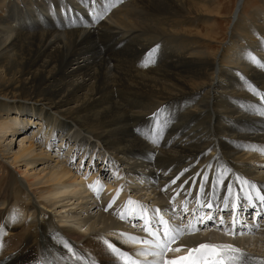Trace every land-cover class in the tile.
<instances>
[{"label":"bare ground","instance_id":"6f19581e","mask_svg":"<svg viewBox=\"0 0 264 264\" xmlns=\"http://www.w3.org/2000/svg\"><path fill=\"white\" fill-rule=\"evenodd\" d=\"M31 1L37 5L33 9L29 5ZM245 1L238 0L231 14L227 34L233 46L227 48L229 42H223L219 49L222 53L215 54L209 43L216 42L213 39L217 38L216 30L221 29L212 15L214 11L219 13L217 8H222L223 4L215 7L218 0H54L55 4L58 2L54 13L48 9L46 0H11L13 10L8 0H0V144L9 134L17 130L18 135L29 130L31 122H36L43 126L45 144L55 139L60 144L71 145L74 152L95 157L94 164L100 161L103 167L100 175L88 182H76L75 173L65 166L48 167L45 179L40 180L42 184L33 190L36 198L28 202L22 198L24 187L28 185L30 189V181L36 175L26 177L24 182L19 175L28 176L27 170L19 171V175L9 170L8 180L0 183V189L4 184L14 190L7 195L0 190V199L7 201L6 209L0 211V225L12 236L3 244L6 257L0 258V264H93V261L117 264L104 239L134 259L148 260L147 255H139L144 245L140 239L149 237L148 232L142 231L144 219L134 223L137 226L134 228L130 224L129 227L116 224L104 213L99 215L97 224L92 216L93 209L99 211L105 204H111L109 213L118 210V201L112 203L115 198L108 200L111 203L101 197L97 200L98 191L94 190L103 186L100 176H105L109 167L145 179L151 190L149 194H155V199L162 197L158 190L170 184L181 191L186 202L170 209L163 204L158 208L160 215L172 224L178 223V218L180 222L186 218V225L191 222L199 228L200 223L194 218L202 213L208 216L206 205L209 203L224 208L223 216L227 215V219L235 213L243 214V208L247 209L251 200H257L261 210L256 194L258 191L264 195V169H261L264 151L259 150L264 149V115L246 111L241 105L264 104L245 84L247 81L258 92H264V68L246 56L250 51L264 62V39L258 40V33L264 34V20L261 23L256 19L258 12L252 20L244 18ZM203 16L207 18L204 21L207 25L201 27L199 21ZM73 18L77 22L82 20L83 26H73ZM193 29L198 33L193 34ZM119 32L132 34V43L114 35ZM111 36H116L113 45L122 50L110 55L102 45L106 43L104 38ZM163 37L166 50L163 52L161 43L157 48L158 43L155 53L149 58L146 56L149 65L155 66L137 68L133 59ZM16 98L20 99L16 103L31 100L40 105L31 108L14 104L11 100ZM129 104L139 108H129ZM150 113L147 125L135 124L136 118ZM26 138L23 137L20 149L10 157L13 166L21 167L22 162L31 165L35 162L33 159L47 156L44 150L37 155L35 141L30 139L26 143ZM8 144L11 146V142ZM245 180L255 187L243 183ZM106 189L111 193L115 190L111 186ZM248 194L251 200L246 198ZM232 202L238 205L231 213ZM185 205L189 210L186 213ZM156 207L149 206L147 214L150 226L162 232L163 225L152 218ZM134 208L139 207L129 209ZM168 209L177 214L176 221L168 215ZM189 212L190 216H185ZM13 215L18 217L16 222L11 221ZM261 215L264 217V212ZM39 216L44 219L40 220ZM136 216L140 217L129 214L126 219L131 221ZM54 217H59V224ZM110 219L111 228L106 224ZM249 220L248 227H241L239 231L255 234L256 241L242 240L233 234L232 238L225 239L221 234L224 226L207 219L204 222L211 221L213 225L199 231L212 228L221 233L203 237L202 233L197 235L199 231H186L172 244L173 248L182 250L169 252L167 256L169 259L184 256L188 249L200 244L213 241L227 244L223 241L230 240L235 247L252 246L239 247L251 258L249 264H264V219L255 220L258 227L254 232L248 231L253 227L252 218ZM22 226L27 230L18 238L25 241L18 246L13 236ZM29 228L34 229V238L27 235ZM118 228L124 229L123 232ZM122 233L139 240L130 242ZM80 241L86 243L84 249L79 247ZM65 242L71 251L64 247ZM94 245H102L106 250H96Z\"/></svg>","mask_w":264,"mask_h":264},{"label":"rangeland","instance_id":"374dc122","mask_svg":"<svg viewBox=\"0 0 264 264\" xmlns=\"http://www.w3.org/2000/svg\"><path fill=\"white\" fill-rule=\"evenodd\" d=\"M8 1H9V5H10V8H11V4H12L11 0H8ZM46 2H47L48 9H50L51 12L54 13L58 2L56 4H55L54 0H46ZM236 2H238V0H220V2L218 0V3L217 4L215 3V7H218L217 6L218 4H219V6H220V4H223L221 10H219V8H217L219 13L214 11L213 14H212L213 15V20L215 21V23H217L218 25H221V29L219 28L218 30H216L217 33H215V37H217V38H213V39L216 40V42L213 41L212 43H209L210 47H212V49L215 50L214 51L215 54L216 53H222V51L219 50V49L222 48V46L224 44L223 42H225V43L229 42L228 40H229L230 36L227 34L228 33L227 31H230V28H231L230 18L232 16L231 14H233V12L236 9V5H237ZM29 5L33 9V7L35 8L34 5H36V4L33 1H31L29 3ZM80 5L84 6V3H80ZM19 7L23 8V5L20 4ZM11 9L13 10V8H11ZM40 9L43 10V7H40ZM113 11H114V9L111 10L109 12V14H111ZM37 12L39 14H41L39 10H37ZM257 12H258V14H257L258 16H256V19L260 20V22L262 23V20H264V18H263L264 17V0H246L244 5H243V7H242V16L244 18L247 17L249 20H252L253 15L255 13H257ZM107 16H109V15H107ZM205 19H207L206 16L205 17L204 16L201 17V20L199 21V26L203 27V26L207 25V24H204L205 23L204 21H206ZM71 23L75 27L76 26H81V27L83 26V24H81L82 20L80 22H77L75 20V18L72 19ZM79 24H81V25H79ZM262 25H264V24H262ZM235 27H234V29H235ZM191 31H192L193 34L194 33L195 34L198 33L197 29H193ZM238 32L240 33L239 29H238ZM119 33L120 34L117 33V34H114V35H120L122 38H125L127 40L128 44L132 43V41H133L132 38H131L132 34L129 35V34H127V32H119ZM258 34H259L258 40H259V42H262V40L264 39V34L263 33H258ZM115 38H116V36H111V37L104 38V40H106V43L103 44L102 46H105L103 48H104L105 52L107 51V54H110V55L111 54H117V53H119L122 50L121 48L113 45ZM225 39H227V40H225ZM111 41H113V42H111ZM165 41H166L165 37H163L162 39H159L158 41H156L155 45L154 44H153L154 46L152 45L153 47L152 46L149 47L150 50L148 48L143 53L139 54V55H141V57L139 59H136V57L139 56V55H137L133 59V64L137 68H141V69H142V67L144 69V68H148L150 66H155V65H149V62L146 61L147 60L146 56H148V58H149V55L152 56V54L155 53L156 50L154 52H153V50L156 48V46H157L156 44H158V43H159L158 44L159 46H157V48L160 47V43H161V46L164 48L163 49V52H164L166 50V48H165L166 45L164 44ZM232 44H233L232 42L231 43L229 42V44L226 47L227 48L232 47L233 46ZM245 45L247 46V44H245ZM111 46H112V48H111ZM239 47L241 48V46H239ZM149 51H150V53H149ZM173 52H174V47H173ZM249 53L251 54L252 52L249 51ZM163 57H164V55H163ZM145 63H146L147 66H144ZM261 93H264V92H261ZM147 99L149 101V95H147ZM11 101H13L14 104H18V105H21V106H28V107H31V108L34 107V106L38 107V105H40V103L37 104L35 101H31V100L23 101L21 103H16L17 101H20L19 98H16L14 100L12 99ZM127 106H129V108H131L134 105H132V104L130 105L129 104ZM133 108H137V107L134 106ZM138 108H139V106H138ZM52 110L55 111L54 109H52ZM149 115H152V114L150 113L148 115H143V116H141L139 118H136L135 119V124L136 125H141V122L142 123L144 122L143 124L147 125L145 123H148ZM26 122L27 121H24V123H26ZM37 123H40V122H37ZM41 127H43L41 124H36V122L35 123L31 122V124L28 127L29 130L22 131V132L20 131L18 133V135H16V133H17V130H16L14 134L11 133V134H9V136L5 137L3 139V141H2V143L0 144V150L2 151V152L0 151V183H4L5 180H8L6 178L9 176V172H10L9 170H12L15 173L17 172L16 173L17 175H19L18 174L19 171L23 172V171L27 170V175L28 176L19 175V176H21V179L24 180V182H26V179L28 177L30 178L31 175L32 176L36 175L35 178L33 177V179H32L33 181H30V182H32V184L30 186L31 190L29 189L28 185H26L28 188L26 186L24 187L22 198H23V200H25V202L31 201L30 199L36 198L33 190L36 187H38V186H40L42 184L41 181L45 179L44 176L48 172V169L51 168L54 165L55 166L56 165L57 166H65L67 168H70L71 171H72V174L73 173L76 174V175L73 174L77 178L76 182H79L81 180H85V182H88L87 180H90L91 178L92 179L96 178L103 171V167L101 166V163H99L100 161H96L97 163L94 164V160L93 159L95 157L92 158L89 155L82 156L80 152L79 153L76 152V151L74 152V148H72L71 145L67 146V145H64V144H60L59 141H56L55 139H53V141L49 142L48 144H45L46 141H45L44 136H43L44 129H42ZM22 133L25 134L24 135L25 137H27L25 139L27 141L26 143H28V140H30V139L35 141V143H36V152L35 153H37V155L40 154L42 150H44V152H45V154H47V156L46 157L45 156H42V157L40 156V157H37V158L33 159V161L35 160V162H34V164H31V165H26V163H25V161L27 160L26 159V160H24L25 165L22 162L21 164H19V165H21V167H17V166H13L11 164L13 158H10V157H12V155H14V153L17 152L20 149L21 144H22L21 140L24 137L23 135H21ZM8 142H11V146H10V144H8ZM95 151H97V148H96ZM3 165H5L6 168ZM262 167L263 168H261V169H264V165ZM112 168L113 167H109L108 168L107 174L105 172V176L104 175L100 176L101 179H103V182H102L103 186H101V188L98 189V193H97L98 198H97V200H101L100 199V197H101V198H105L107 203L108 202L111 203V201L115 198L114 201H118V204L116 205L118 210L116 212H112V213L110 212L109 213L110 208H111V207H109V204H105L106 207H104V208L102 206L101 207L102 210L100 208L99 211H98V209H93L92 216H95V220L97 221V224L100 221L99 220V215H102V213H104L105 216L111 217L113 219V221H115L116 224L119 222V223H122L123 225L125 224V227H129V224L131 226H133L134 228L137 227V226H135L133 221L131 222V221L127 220V219H121L120 218V214L121 213H125L127 215V212H129V208L131 206L139 207L137 204L129 205L128 204L129 198L132 201H141V202L145 201V203H142V205L145 206L148 209V212H149V206H151V205H153L154 207L159 206V207H156V209H158V208L161 207V204H163L164 207H167V208L170 209L171 207L178 206L180 204V202H186L187 201V200L185 201V197L182 195V192L179 191L178 189H175L172 184L168 185L169 187L166 186V188L164 190H162V191L158 190L159 194L162 197L155 199L154 198L155 194L154 195H150L151 194V190H150L149 184H147V182H144L145 179H141V178L138 179L134 175H129V173H128V175H125V174L121 173L120 169L114 168V170H113ZM44 170H45V172H42ZM39 173H41V174H39ZM77 175H79V176H77ZM82 177H84V179ZM117 182L118 183L121 182L122 184L121 183L118 184ZM5 183H6V181H5ZM25 184H27V183H25ZM146 185H148V186H146ZM4 186H6V185L2 184L0 190L2 192H4L6 195L9 194V193L11 194V192H13L14 189L12 187H11L12 188L11 189V188H7V187H4ZM107 186H109V187L111 186L112 188H115V190L111 193V192H109L108 189H106ZM104 187H105V189H104ZM134 188L136 189V191H132V189H134ZM168 189H169V191H168ZM107 190H108V193H107ZM160 191H161V193H160ZM165 191H167V193ZM172 191H174V193ZM170 192H172V193H170ZM104 193H105V195H104ZM179 193H180V195H179ZM165 194H166L167 198L164 197ZM170 194L172 195V197H171ZM139 196H140V198H139ZM108 200H111V201H108ZM45 203L47 204V202H45ZM146 205H148V206H146ZM6 206H7V201L4 198H1L0 199V211H4L6 209ZM74 207L76 208V210H79L78 206L74 205ZM169 209H168L167 213H168L169 216H171L174 219V216L176 217L177 214L173 215L172 213L169 212ZM133 210H135L137 212L140 211L139 208H134ZM184 213H186V212H184ZM139 216L141 217V215H139ZM39 218H40V220L44 219L43 216H39ZM82 218H84V217H81V219ZM174 220L176 221V219H174ZM54 221H55V223L59 224L60 223L59 217H54ZM44 222H46V221H44ZM138 222H139V220L136 221V223H138ZM177 222L178 223H176L175 225H180V223L186 225V218H184L183 222L182 221L180 222L179 218H178ZM47 223H48V221H47ZM106 224L110 225L109 228L113 227V223H112L111 219L107 220ZM25 227L23 228V226H22L21 227L22 229L19 228L18 231L14 232L15 235L13 237L17 238L15 241L17 242L18 246H21L24 243V241H25V238H22L24 240H22V239L19 240V238H21V236H23V233L25 232V230H27ZM99 227H102V224H100ZM30 230L32 232H30ZM119 230L123 231L124 229H119ZM28 232L30 234H27V235H31V236H33V238L35 237V234H34L35 232H34L33 228H29L26 233H28ZM216 232H218V231L215 230V229H212V228H208V229H203L202 231H199V234H197V235L200 236V235L203 234V237H205L206 235L210 234V236H212V234H214ZM218 233H221V232H218ZM246 233H243L241 235H237V237H240V239L249 238L252 241H256L257 240L258 237L255 234H249V233L246 234ZM221 234H222V237L225 238V239H228L227 237H229V238L233 237V235H231L226 230H223V232ZM10 236H12L11 232L6 230L3 225H0V258L1 259H4L6 257V256H3L5 254V248L3 247V244H5L4 242H6L7 239H9ZM33 238H31V240H33ZM214 238L216 239L217 237H214ZM189 239L190 238H188L187 240H189ZM80 242L81 243H78L79 247L84 249L86 247V243L84 241H80ZM220 243L221 242L213 241L211 244H220ZM256 244H254V245H256ZM238 246L240 248H242V249H248V248L252 247V246H248V245L244 246L243 244L242 245L239 244ZM102 247H103L102 245H100V246L99 245H97V246L94 245V248L96 250H101V251L104 252L106 249L102 248ZM114 258H116V257L114 256Z\"/></svg>","mask_w":264,"mask_h":264},{"label":"snow or ice","instance_id":"6c2138e0","mask_svg":"<svg viewBox=\"0 0 264 264\" xmlns=\"http://www.w3.org/2000/svg\"><path fill=\"white\" fill-rule=\"evenodd\" d=\"M95 2V0H94ZM107 11V8L104 9ZM102 18V17H98ZM247 58L250 59L253 63H255L257 66L264 68V62H261L260 60H257L254 56H252L250 53L246 54ZM145 66L146 63H145ZM245 84L248 86L249 90L255 93L256 95L260 96L261 100L264 101V93L258 92L254 87L247 84V81H245ZM241 107L246 111H255L258 112L260 115H264V104H261L259 107L256 105H241ZM260 151H264V149H259ZM99 181H97V184ZM175 183V181H173ZM245 184H249L251 187H255L254 184H252L249 181H243ZM89 187H94L93 185H89ZM94 190L98 191L94 188ZM248 200L252 199L251 194H248L246 197ZM256 198L261 203V211L264 212V195H261L258 191L256 194ZM115 201L113 200L112 203ZM128 204H137L139 205V202L132 201L129 199ZM209 209L213 207L212 204L206 205ZM109 207H111V204H109ZM225 207H228V204H225ZM243 207V205H241ZM140 213H136L135 210L129 209L130 214H138L141 215V218L144 219L145 223L142 226L144 231H147L150 233V235L154 238L151 240H144V244L149 245L150 247L145 248L142 250L139 255L145 256V255H151L154 257L153 260H145L140 261L138 259H134L132 255H130L126 251H122L119 247H116L114 244H112L107 239H104L103 242L109 249L110 253L113 254L117 258V264H249L250 257L247 256L246 253H244L240 248L235 247L231 244H211V243H204L200 244L196 248H190L188 249L187 255L184 256H176L172 259H169L167 254L169 252H180L182 248L177 247L173 248L171 247L172 244H174L176 241H178L185 232H195L199 231V228H196L191 222L187 225L181 224V225H170L169 221L164 218L163 215H160V210L155 209L154 210V217L153 219L156 220L157 224L163 225L162 232L160 230H157L150 226V219L147 215L148 209L143 206L139 205ZM184 212H188V208L185 205L183 208ZM121 219H126L127 215L125 213L120 214ZM264 219V217H261ZM18 217L16 215H13L11 217L12 222H16ZM196 220V223H203L205 220V217L203 215L197 216L194 218ZM207 219L213 220L216 219L212 215H208ZM219 224L224 226L225 230L228 231L230 234L233 235H241L243 234L240 231H237V229L241 227H248V225L244 224L243 221H240L237 217L233 216L230 223H226L223 217H219ZM253 227H258V225H254ZM121 235L127 237V239L130 242H137L139 238L132 237L127 233H122ZM64 247L67 248L69 251H71L70 245L67 244V242L64 243ZM75 255V253H73ZM77 259H83L81 256H77ZM93 264L95 262L93 261Z\"/></svg>","mask_w":264,"mask_h":264}]
</instances>
